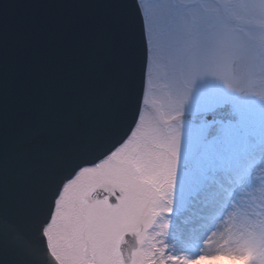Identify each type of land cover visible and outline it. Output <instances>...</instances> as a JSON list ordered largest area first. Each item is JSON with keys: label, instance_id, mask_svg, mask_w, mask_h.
<instances>
[{"label": "snow or ice", "instance_id": "snow-or-ice-1", "mask_svg": "<svg viewBox=\"0 0 264 264\" xmlns=\"http://www.w3.org/2000/svg\"><path fill=\"white\" fill-rule=\"evenodd\" d=\"M224 258L264 264V0H0V264Z\"/></svg>", "mask_w": 264, "mask_h": 264}, {"label": "water", "instance_id": "water-1", "mask_svg": "<svg viewBox=\"0 0 264 264\" xmlns=\"http://www.w3.org/2000/svg\"><path fill=\"white\" fill-rule=\"evenodd\" d=\"M30 14L24 8H12L9 11V22L13 28L24 26L29 22Z\"/></svg>", "mask_w": 264, "mask_h": 264}, {"label": "rangeland", "instance_id": "rangeland-1", "mask_svg": "<svg viewBox=\"0 0 264 264\" xmlns=\"http://www.w3.org/2000/svg\"><path fill=\"white\" fill-rule=\"evenodd\" d=\"M182 234V232L180 233ZM186 236H181L180 235V239L183 240ZM202 264H245V261L243 260H240V261H232V260H229L227 258H224V259H221V260H218V261H204L202 262Z\"/></svg>", "mask_w": 264, "mask_h": 264}, {"label": "bare ground", "instance_id": "bare-ground-1", "mask_svg": "<svg viewBox=\"0 0 264 264\" xmlns=\"http://www.w3.org/2000/svg\"><path fill=\"white\" fill-rule=\"evenodd\" d=\"M187 227H191V225H188V226H182V228L185 229V231H182V234H180L181 236H186L187 235V232H186V228Z\"/></svg>", "mask_w": 264, "mask_h": 264}]
</instances>
